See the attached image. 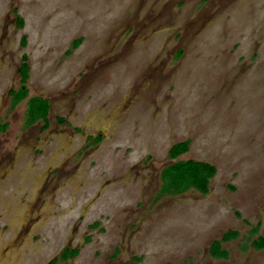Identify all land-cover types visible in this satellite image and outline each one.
I'll use <instances>...</instances> for the list:
<instances>
[{"label": "rangeland", "instance_id": "374dc122", "mask_svg": "<svg viewBox=\"0 0 264 264\" xmlns=\"http://www.w3.org/2000/svg\"><path fill=\"white\" fill-rule=\"evenodd\" d=\"M189 159L216 169L205 195L165 188ZM258 237L264 0H0V264H264Z\"/></svg>", "mask_w": 264, "mask_h": 264}, {"label": "trees", "instance_id": "16d2710c", "mask_svg": "<svg viewBox=\"0 0 264 264\" xmlns=\"http://www.w3.org/2000/svg\"><path fill=\"white\" fill-rule=\"evenodd\" d=\"M16 26L18 29L23 27V20L20 17H16ZM80 43V40L73 42V47H76ZM26 37L22 36L20 40V46L25 47ZM28 58L25 53L20 57V65L18 68L20 89L18 91H11L9 94L13 97L15 102L23 100L27 97L28 92L25 88L26 81L28 79ZM49 110V103L47 99L42 98H30L28 100L27 119L31 124L38 120L43 121L41 128L44 130L47 128V115ZM188 141H183L174 144L169 150L170 159H176L179 156L185 154L188 150ZM215 167L208 162H199L195 160L177 161L170 166L166 167L163 172V178L165 180V188L174 192H182L187 189H193L202 195L208 193V186L210 179L215 175ZM94 225H97L95 223ZM238 237L236 231L225 232L220 240L211 242L208 253L214 259H228L229 253L226 249L222 248L221 244L234 240ZM251 246L256 250L264 249V238L258 237L255 239ZM77 250H72L68 253L70 256H75Z\"/></svg>", "mask_w": 264, "mask_h": 264}, {"label": "bare ground", "instance_id": "6f19581e", "mask_svg": "<svg viewBox=\"0 0 264 264\" xmlns=\"http://www.w3.org/2000/svg\"><path fill=\"white\" fill-rule=\"evenodd\" d=\"M132 62V61H131ZM130 66V65H129ZM132 66H134V65H132Z\"/></svg>", "mask_w": 264, "mask_h": 264}]
</instances>
